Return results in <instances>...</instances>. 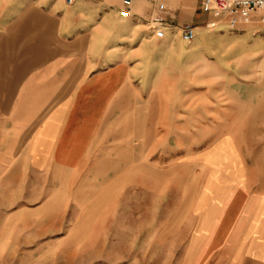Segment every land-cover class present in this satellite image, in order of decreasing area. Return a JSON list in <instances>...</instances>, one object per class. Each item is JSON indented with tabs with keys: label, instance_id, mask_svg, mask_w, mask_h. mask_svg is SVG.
<instances>
[{
	"label": "rangeland",
	"instance_id": "obj_1",
	"mask_svg": "<svg viewBox=\"0 0 264 264\" xmlns=\"http://www.w3.org/2000/svg\"><path fill=\"white\" fill-rule=\"evenodd\" d=\"M195 44L153 39V54L138 52L132 85L107 89L99 131L76 135L78 163L0 166V228L30 241L0 245V264H264V151L249 149L246 166L226 156L228 142L257 140L240 99L248 78L214 70L215 54L176 53Z\"/></svg>",
	"mask_w": 264,
	"mask_h": 264
},
{
	"label": "crops",
	"instance_id": "obj_2",
	"mask_svg": "<svg viewBox=\"0 0 264 264\" xmlns=\"http://www.w3.org/2000/svg\"><path fill=\"white\" fill-rule=\"evenodd\" d=\"M177 1L159 0L167 24L192 25L199 36H206L194 37L195 51L181 45L176 53L183 58L189 53L215 54L214 70L248 78L240 85V99L249 107L245 117L259 119L253 127L257 140L247 146L228 142L227 151L234 153L226 156L250 165L249 149L264 151V11L237 29L210 30L205 25L211 16L205 12L203 25L174 23L178 13L196 17L202 11L198 0L189 5ZM122 9L123 0H0L1 167L27 165L46 172L78 163L83 147L76 135L99 131L95 128L107 89L132 85L138 76V52L153 54V39H181L174 29L164 38L154 36L148 26L153 10L149 1L133 0L131 17H120ZM163 49L168 55L175 52L170 46ZM164 74L168 78L169 73ZM225 84L226 92L234 85ZM231 99L230 94L225 98ZM260 200L255 219L261 218L264 228V196ZM29 227L24 219L17 224V229ZM10 229V222L1 226L0 245L30 242L17 234L11 237ZM1 258L3 254L0 262L5 260Z\"/></svg>",
	"mask_w": 264,
	"mask_h": 264
},
{
	"label": "built area",
	"instance_id": "obj_3",
	"mask_svg": "<svg viewBox=\"0 0 264 264\" xmlns=\"http://www.w3.org/2000/svg\"><path fill=\"white\" fill-rule=\"evenodd\" d=\"M72 3L75 0H66ZM153 4V10L148 21V26L153 30L156 38H164L168 29L177 31L181 39L191 43L196 35V27L192 25H183L172 27L167 24L163 16V7L159 0H147ZM200 9L211 16V20L205 25L206 29H237L240 26L248 25L252 21V16L258 12L264 11V0H198ZM133 0H123V17L133 16Z\"/></svg>",
	"mask_w": 264,
	"mask_h": 264
}]
</instances>
